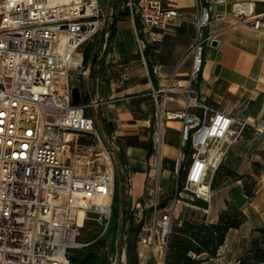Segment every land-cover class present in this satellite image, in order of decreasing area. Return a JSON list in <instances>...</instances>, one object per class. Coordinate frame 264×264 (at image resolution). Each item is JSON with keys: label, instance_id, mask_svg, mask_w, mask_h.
Returning <instances> with one entry per match:
<instances>
[{"label": "built area", "instance_id": "built-area-1", "mask_svg": "<svg viewBox=\"0 0 264 264\" xmlns=\"http://www.w3.org/2000/svg\"><path fill=\"white\" fill-rule=\"evenodd\" d=\"M113 1L108 0L111 6ZM226 3L212 0L210 6ZM195 5V35L188 49L192 63L185 85H176L172 74L150 93L158 156L167 121L181 123V144H189L192 151L182 184L178 170L186 157L182 148L178 151L171 196L163 205L153 200L151 235L139 236V243L157 244L163 257L177 205L194 198L210 200L208 173L216 171L246 127L202 102L195 89L204 48L212 41L204 33L212 23L211 8L199 0ZM111 6L104 14L99 0H0V264H68L70 253L84 246L79 235L85 223L106 227L110 221L113 151L85 113L98 102L73 104L72 90L77 88L81 96L89 72L84 57L95 37L99 65L109 49ZM121 9L127 10L134 25L142 57L143 34L148 43L156 42L184 16L158 0H125ZM231 15L234 24L249 18L254 30L263 29L261 18L252 16V3L234 0ZM174 99H181L183 106L169 110L167 103ZM262 134L264 123L254 128L255 136ZM126 237L122 234L123 240ZM123 254L124 250L120 264Z\"/></svg>", "mask_w": 264, "mask_h": 264}, {"label": "crops", "instance_id": "crops-1", "mask_svg": "<svg viewBox=\"0 0 264 264\" xmlns=\"http://www.w3.org/2000/svg\"><path fill=\"white\" fill-rule=\"evenodd\" d=\"M124 1L119 0L117 5L114 0L113 6L109 4L107 13L110 6L114 9L109 49L100 65H96L98 72L93 84L89 80V63L95 59V51L90 53L87 65L84 64L89 67L88 78L81 91L83 102L85 99L88 103L98 102L93 108L103 117L101 138L113 151L112 210L116 207L117 221L114 239L110 235L113 242L108 244L110 238L107 239L104 248L110 264L115 258L120 220L124 221L123 234L126 235L142 221L140 236L150 224L153 200L158 199L163 205L171 196L178 151L185 148L180 140L181 123L166 122V141L164 139L158 156L153 141L154 105L150 93L152 89H160L172 74L176 85H185L192 63L188 49L195 35L193 21L197 16L196 0H158L166 7L180 10L184 16L175 20L156 42L148 43L147 35H142L146 46H157L168 55L167 62L155 65L151 74L145 56L137 51L134 25L127 10L121 9ZM199 1L210 6L212 0ZM233 1L210 6L212 23L204 33L211 35L217 44L210 43L204 48V61L195 89L200 100L212 109L230 115L236 122L246 123L243 136L229 147L221 164L238 175L249 177L247 180L255 184L251 198L245 195L241 180L227 179L220 189L210 191L208 208L202 210L206 222H216L226 202L233 203L246 219L238 229L228 232L218 256L201 264H237L246 255L251 238L264 227V134L254 135V128L264 123V0H235L253 4L252 16H259L262 22L263 29L259 31L252 28L253 20L249 18L246 23L234 24ZM222 14H227L228 18L219 19ZM182 106L181 99L167 103L169 110ZM237 128L234 125L233 129ZM254 163L260 167L254 169ZM101 227L100 237L107 226ZM123 250L125 264H130L127 244L121 248L120 257ZM163 260L164 257L158 264H163ZM151 262L155 260L150 259L148 264Z\"/></svg>", "mask_w": 264, "mask_h": 264}, {"label": "trees", "instance_id": "trees-1", "mask_svg": "<svg viewBox=\"0 0 264 264\" xmlns=\"http://www.w3.org/2000/svg\"><path fill=\"white\" fill-rule=\"evenodd\" d=\"M111 37L113 36V25H110ZM150 44H147L144 50V56L150 73H153L154 65L151 63L152 54ZM90 51L87 49V55L84 57V64L87 65ZM184 153L186 160L182 163L178 170V176H183L186 169V163L190 164L191 149L189 144L185 145ZM254 169L260 165L254 163ZM188 168V167H187ZM249 177L241 176L232 170L226 168L221 163L215 171L214 178L210 183V189L219 187L222 182L227 179L245 181ZM249 186L245 182L243 185L244 193L248 198L253 196L254 184ZM191 207L199 210H206L208 202L199 198L187 200ZM245 215L241 210L237 209L233 204L226 202V209L221 211L218 219L214 223L206 222L204 216L200 215L193 209L188 211L187 216L178 222L172 223L170 233L167 238L166 250L163 264H201L209 258H216L221 247L226 241L228 232L238 229L245 221ZM111 220V218H110ZM143 226L141 221L133 228V232L138 234ZM103 230V227H102ZM111 230V221H109L103 235L94 243L90 244L86 249L80 252V255L69 258L72 264H110L108 254L102 253L105 248L106 241L112 235L114 239L116 224L114 231ZM112 239V242H113ZM204 256V257H203ZM128 261L130 264H138V252L135 244L132 243L128 250ZM237 264H264V227L257 230L249 244L248 251L245 256L241 257Z\"/></svg>", "mask_w": 264, "mask_h": 264}, {"label": "rangeland", "instance_id": "rangeland-1", "mask_svg": "<svg viewBox=\"0 0 264 264\" xmlns=\"http://www.w3.org/2000/svg\"><path fill=\"white\" fill-rule=\"evenodd\" d=\"M101 7L103 9L104 14H107L108 12V7H109V2L107 0H99ZM119 0H115V4L118 5ZM106 25H108V23H106ZM98 36L95 37V41L91 43L89 51L90 52H94V49L98 43ZM108 52V51H107ZM106 52V54H107ZM97 53V51H96ZM150 53L152 54V56L150 57L151 63L155 66L158 64H164L167 62V52H165L163 49H159V47L157 46H151V50ZM105 54V55H106ZM104 55V56H105ZM90 64V75H89V80L90 82H92V84L94 83V77L96 75V72H98V70H96V65L99 64L96 61V55H95V59H92V61L89 63ZM88 101L85 99L83 104H87ZM85 113L87 116H90L94 119L95 121V126L96 129L98 131V133L100 135H102V123H103V117L100 114V111L98 109H94L93 107H87L85 108ZM166 134L167 131H165V141H166ZM189 163H186V169L184 171V175L183 176H179V183H185V179H186V175H187V167H188ZM215 175V171H209L208 173V179H212L214 178ZM247 183V185L251 186L252 182L245 180L244 183ZM176 183V178L175 180L173 179L172 181V187L173 185ZM243 183V185H244ZM223 184H221L219 187L212 189V191H217L218 189H220L222 187ZM254 188V187H253ZM170 194V192H169ZM184 203H180L178 206V211L176 212V215L173 218V224L175 222H178L180 219H182L183 217L187 216L188 211L193 209L195 210L199 216L203 215V212L197 208L191 207V205L189 204V202L187 200L183 201ZM230 203V202H228ZM233 204V203H230ZM209 205V203H208ZM234 205V204H233ZM235 206V205H234ZM236 207V206H235ZM208 208V207H207ZM116 207H114V209L112 210V214H111V230L110 231H114V226L116 224L117 221V215H116V211H115ZM226 209V208H225ZM224 209V210H225ZM124 221L121 219L120 220V228H119V232H118V240H117V244H116V250H115V258H113V264H120V252H121V248L123 246H125V244L128 245V247L130 246V244L134 243L137 252H139V256H138V262L139 264H148L149 260H155V262H151L150 264H158V261L160 263H162V258H163V252L160 250L159 246L157 244L154 245H144L143 243H139L140 237L139 234H135L133 231L130 230V232H128V235L126 237L125 240L122 239V234L124 231ZM101 225L97 224L96 222L93 221H87L85 223V225L83 226V228H81L80 230V235H79V242L81 244H83L84 246L81 247L80 249L74 250L70 253V258L74 257V256H79L80 252L83 251L84 249H86L90 244L94 243L95 241H97L100 238V230H101ZM151 235V230L149 225L146 227V232H144V234H142L141 236H146L149 237ZM110 238V237H109ZM108 238V239H109ZM112 244V238H110L108 240V244ZM102 253H108L107 250L102 249L101 250ZM124 254L122 257V261L121 264H124ZM68 264H72L70 259H68Z\"/></svg>", "mask_w": 264, "mask_h": 264}, {"label": "water", "instance_id": "water-1", "mask_svg": "<svg viewBox=\"0 0 264 264\" xmlns=\"http://www.w3.org/2000/svg\"><path fill=\"white\" fill-rule=\"evenodd\" d=\"M217 42L216 41H211V45L212 46H216ZM72 102L73 104H81L82 103V99L80 96V92L77 88L72 90Z\"/></svg>", "mask_w": 264, "mask_h": 264}, {"label": "bare ground", "instance_id": "bare-ground-1", "mask_svg": "<svg viewBox=\"0 0 264 264\" xmlns=\"http://www.w3.org/2000/svg\"><path fill=\"white\" fill-rule=\"evenodd\" d=\"M65 1H69V0H65ZM81 217H82V213L80 214L79 223H81ZM162 252H163V251H162Z\"/></svg>", "mask_w": 264, "mask_h": 264}]
</instances>
